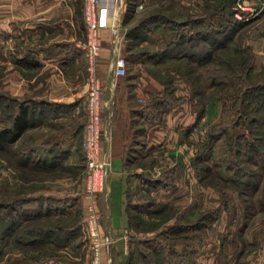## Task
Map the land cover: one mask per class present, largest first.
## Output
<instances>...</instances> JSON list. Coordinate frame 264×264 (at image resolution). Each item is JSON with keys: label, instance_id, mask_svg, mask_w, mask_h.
<instances>
[{"label": "rangeland", "instance_id": "374dc122", "mask_svg": "<svg viewBox=\"0 0 264 264\" xmlns=\"http://www.w3.org/2000/svg\"><path fill=\"white\" fill-rule=\"evenodd\" d=\"M141 1L145 5L138 12L139 20L152 15H157L154 18L157 20L146 23L145 27L150 28L135 40L137 44L129 43L132 63H129L128 70L136 72L144 66L156 73L162 85L161 91L153 94L157 99L175 98L178 83L185 82L195 120L189 128L191 137H185V149L184 144L180 146L184 149L183 155L169 152L171 148L169 151L160 148L154 154L142 157L135 154L131 162L134 183L130 190L135 194L133 198L141 204L151 201L153 207L149 211L134 212L131 216L133 234L129 237V245L134 254L133 261L135 264H264V125L251 119L254 114L251 100L253 102L254 97L248 91L251 85L264 82V0H189L187 5L182 0ZM239 3L243 9L239 8ZM200 18L206 20L203 22H207V29L211 28L210 24L221 29L219 38L225 45L213 48L206 59L199 54H194L196 58L191 54L179 57L157 50L160 54L150 58L157 56L158 60L136 64L144 60L145 55L142 54H147V49H150L141 41L155 27L163 33L172 28L166 24L167 19L190 20L195 25ZM208 31L217 34L212 29ZM86 41L87 28L86 39L81 46L88 69ZM37 49L38 46L12 41L6 32L0 30V130L11 125L12 114L19 102L34 104L31 91L38 90L31 88L25 91L23 84L27 81L32 85L36 81L40 65L35 55ZM89 79L90 74L85 79L87 95L83 137L89 117ZM18 82L22 84L20 91L15 89ZM99 99L101 117V88ZM145 99L142 97L138 101L146 104ZM259 99L264 115V94ZM160 111L162 108L159 113L153 108L157 114L154 118L158 117L157 121L161 123ZM33 125L15 141L0 144V202L14 204L16 201L18 214L24 215L40 212L37 203H21V199L39 196L45 186L43 180L61 177L67 184L61 181L52 189L61 191L66 186L65 190L70 194L81 190L82 183L84 189L87 188L84 146L79 161L84 164L82 168L64 165L43 172L21 162L24 156L28 160L32 156L27 146L34 135L30 131L38 126L36 123ZM181 143L176 142V146ZM100 157L103 159L101 153ZM102 189L86 192L94 195ZM65 206L62 203L58 207L53 205L46 216L44 212L17 226L9 238L1 241L0 264H88L90 239L86 219L93 212L91 205L83 216L77 204L67 209ZM0 213L1 236L10 214L6 210ZM56 224L78 225L80 228L75 238L66 243L59 244L63 240L60 237H52L58 244L41 243L40 239L45 237L44 226Z\"/></svg>", "mask_w": 264, "mask_h": 264}, {"label": "crops", "instance_id": "0c3cea01", "mask_svg": "<svg viewBox=\"0 0 264 264\" xmlns=\"http://www.w3.org/2000/svg\"><path fill=\"white\" fill-rule=\"evenodd\" d=\"M188 1L182 0V3L187 5ZM138 4L145 5L141 0ZM137 5L130 11L127 0H100L98 7V16L104 23L98 32L100 48L94 64V74L101 82L100 153L110 160L103 189L94 195L87 194L82 183L83 189L79 187L81 190L76 194H70L65 190L66 186L61 191L53 190L56 183L65 181L55 177L42 181L45 186L39 196L25 197L24 201L37 203L42 214L50 213L49 207H58L62 203L66 204V209L77 204L83 216L91 205V211L99 218L101 235L113 240L103 248L101 264H130L129 237L133 234L130 219L134 212L144 208H141L140 201L135 202V194L130 190L134 183L130 166L135 154L142 157L154 154L160 148L167 151L171 148L169 152L183 155L185 137H191L189 128L195 120L185 82L180 84L178 81L175 98L157 99L153 94L162 89L157 74L144 66L136 72L128 70L129 63H132L129 58L131 35L128 32L139 23L140 8ZM158 29L155 27L141 41L150 49L147 54H142L144 60L137 61V65L158 60L157 56H150L157 55V50H166L177 32H188L189 25L183 24L179 29L170 28L163 33ZM0 30L6 32L12 41L38 46L35 55L40 65L36 81L32 85L27 81L23 84L25 91L38 90L31 91L34 104L30 107L28 121L38 126L30 131L34 135L27 149L33 157L25 162L26 165L43 172L64 165L82 168L84 164L79 161L83 155L86 117L85 79L89 74L86 54L81 46L86 39L84 1L0 0ZM121 56L127 60L125 75L116 74L114 69L116 59ZM17 84L15 89L22 90V84ZM142 97L146 98V104L138 101ZM153 108L158 113L162 108L161 123L157 121L158 117L154 118L157 114ZM27 135L28 131L25 132ZM176 142L182 143L176 146ZM150 209H153L152 205L147 207Z\"/></svg>", "mask_w": 264, "mask_h": 264}, {"label": "trees", "instance_id": "16d2710c", "mask_svg": "<svg viewBox=\"0 0 264 264\" xmlns=\"http://www.w3.org/2000/svg\"><path fill=\"white\" fill-rule=\"evenodd\" d=\"M139 0H127L129 10L133 11L136 5L138 4ZM157 15H152L151 18L145 19V20H139V23L132 27L130 32H128L130 36V42L133 44H137L135 40H137L140 36L144 35V31L149 30L150 27L146 28V23H151L152 21H156L154 18ZM204 18H200L197 20L195 25L192 24V21L190 20H168L166 21V24L172 28L179 29V27L183 24L189 25V31L186 33L183 32H177V35L175 36L174 40H172L168 46V49L162 51V54H170L171 55H177L179 57H185L187 54H191L193 56L194 54L204 55L203 57L206 59L207 54H211L213 51V48H218L219 46H222L224 44L223 39L219 38L220 30L219 27H216L215 25L212 26L210 24L211 28L207 29V22ZM211 22V21H210ZM241 25H243L242 22H240ZM199 25V26H196ZM198 27V28H197ZM167 28V27H166ZM214 30L217 34H215L213 31L208 30ZM224 36V35H223ZM230 35L227 36L229 38ZM225 45V44H224ZM157 54H160L159 52ZM196 58L197 56L194 55ZM199 60V59H198ZM248 91L253 94L254 101L251 100V106L253 111L252 120L254 122H261V124L264 125V115L261 112V102L259 99V96H262L264 94V82H258L257 84H253L248 88ZM247 91V92H248ZM166 102V101H165ZM253 103V104H252ZM31 105L28 104L27 101L19 102L17 109L12 114V122L9 127H6L4 129L0 130V144H3L5 142H13L15 141L30 125L28 121V114L30 110ZM254 147L255 145L252 144ZM255 148V147H254ZM28 160V158L23 157V160H21L22 163H25ZM20 162V163H21ZM152 183V182H151ZM25 200L24 198L21 199V203H23ZM16 202V201H15ZM15 202L9 203V202H0V211L6 210L8 211V224L3 229V233L0 236V250L1 247V241L5 237H10L13 231L17 226H21L23 222L28 221L30 219H34L36 217H39L42 215V213H33L32 215H24L23 213L17 212V208L15 207ZM153 202V201H152ZM152 205L151 201L147 202V204H142L141 208L145 210L147 207H150ZM137 207V206H136ZM149 211V210H148ZM2 213V212H1ZM0 213V216H1ZM3 212L2 214H4ZM45 212V216H46ZM17 216V218H16ZM21 216V217H19ZM4 219V218H2ZM131 224V221H130ZM132 225V224H131ZM78 225L76 226H63L60 224L51 225L43 228L45 230L44 236L42 237L43 240L40 239V242H49V243H55V244H62L66 243L67 241H70L71 239H74L76 236V231L79 229ZM79 234V233H78ZM49 236V237H48ZM58 239L63 238V240H60L58 243L55 242L53 238ZM6 239V238H5ZM6 242V241H5ZM1 253V252H0ZM133 253L130 251V264H135L133 261Z\"/></svg>", "mask_w": 264, "mask_h": 264}, {"label": "built area", "instance_id": "2783aa9c", "mask_svg": "<svg viewBox=\"0 0 264 264\" xmlns=\"http://www.w3.org/2000/svg\"><path fill=\"white\" fill-rule=\"evenodd\" d=\"M100 0H84V20L87 28L86 53L89 60V117L85 126L84 152L87 158L88 175L86 179L87 191L102 189L108 175L110 160L100 157V99L101 88L98 77L94 74V61L99 54L98 32L104 25L98 16ZM239 8H244L240 3ZM138 4L137 8H141ZM115 73L126 74V60L118 57L114 65ZM87 230L90 239V255L88 264H101V256L104 247L109 246L113 240L109 236L101 235L98 219L94 212L87 217Z\"/></svg>", "mask_w": 264, "mask_h": 264}]
</instances>
